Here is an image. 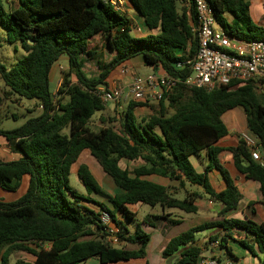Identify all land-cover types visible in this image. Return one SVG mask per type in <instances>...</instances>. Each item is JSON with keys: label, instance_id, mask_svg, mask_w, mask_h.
<instances>
[{"label": "trees", "instance_id": "trees-1", "mask_svg": "<svg viewBox=\"0 0 264 264\" xmlns=\"http://www.w3.org/2000/svg\"><path fill=\"white\" fill-rule=\"evenodd\" d=\"M179 1L127 0L151 32L138 38L132 35L133 23L127 15L104 0H15V8L8 0H0V27L6 31V42L20 44L27 53L9 70L0 62L1 78L10 94L34 101L42 111L19 128L0 127V137L20 154L11 161L0 159V190L14 193L28 178L27 191L18 201L0 200V264H10L16 252L34 258L16 264H83L91 259L100 264H118L144 259L151 235L142 226L155 228V222L166 219V215H147L136 223L131 207L159 206L163 211L177 209L195 214V203L201 197L191 193L179 199L169 188L148 181L151 175L171 181L183 178L201 187L211 201L223 205L220 216L236 211L238 188L221 165L223 149L217 146L228 133L222 117L236 108L245 111L247 129L258 139L263 160H253L241 138L230 152L238 172L259 183L264 205V101L252 85L221 87L212 92L178 86L166 93L157 106L128 103L117 127L104 125L95 130L90 125L94 116L106 109L96 91L103 87L108 90L109 74L133 58L140 57L146 66L160 67L174 78L190 75L189 65L184 69L177 65L192 60L198 49L190 22L195 10L192 4L189 19L186 10L179 11ZM208 1L217 27L248 41L264 42V27L253 22L249 0ZM95 37H101L116 56L109 64L99 60V77L89 79L83 71L82 57L98 60L97 52L88 48ZM63 56L68 62L66 83L55 99L50 89L51 72ZM143 107H150L152 114H138L136 110ZM170 109L174 110L172 114ZM86 151L112 179L114 194L108 193L86 164L77 169L85 193L72 186V168ZM203 152L207 165L199 173L191 159L200 158ZM122 160H142L145 165L123 169ZM213 170L221 173L226 183L224 191L216 192L211 185L209 173ZM104 214L110 218L108 225L102 222ZM120 216L125 222L119 220ZM131 223H135L133 231ZM217 227L221 228V237H209L208 244L218 242L230 260H237L228 242L233 239L232 230H243L247 239L239 243L251 254L255 250L262 254L264 264V223L250 218L223 219L190 228L172 238L162 256H172L183 249L177 264L196 262L202 251L197 234ZM109 237L139 247L118 248Z\"/></svg>", "mask_w": 264, "mask_h": 264}, {"label": "crops", "instance_id": "crops-1", "mask_svg": "<svg viewBox=\"0 0 264 264\" xmlns=\"http://www.w3.org/2000/svg\"><path fill=\"white\" fill-rule=\"evenodd\" d=\"M114 1L120 4V12L127 15V17L132 21L133 25L137 23V26H138L139 23L137 22L136 11L131 9L128 6L127 0H114ZM249 1L251 3L250 15H251L253 22L257 26L264 27V0H249ZM179 4H180L179 10H181L180 12L186 10L187 14L189 15V19L192 18V15L190 12V6H188L187 4L181 1H179ZM179 4H178V8H179ZM190 22H191V26H193V20L192 21L190 20ZM155 33L156 32H153L152 34H155ZM145 34L147 36L151 34V32H149L146 28ZM96 38H99V37H95L94 39H92L89 43L88 48L90 50H95L97 52V55L95 57H97L98 60H95V59L93 60V59L87 58L86 56L82 57L84 60L83 71L89 79H97L99 77L100 75V68L98 64L99 60L101 63L109 64L113 60V58L116 56V52L110 50L105 45L104 42H103L102 48H98V44L94 41ZM92 42H94L93 45H92ZM105 53H108V55L111 56V60L108 63L104 62L105 55H106ZM91 62L96 64L97 66V70H98L97 75L95 74L93 76H90L86 72V64L91 63ZM60 69L64 70V72L68 70L67 58L64 56L60 58V60L57 62V64L54 66L51 72V80L56 79V84L57 82H60L59 80H57L58 74L60 73L59 72ZM123 70H126V72H123ZM141 72L144 73V76L140 75ZM151 74L162 75L166 73L160 67L152 68V67L146 66L144 64V61L140 57H136V58H133L131 61L127 62L126 64L119 66L118 68H115L107 77L106 83L109 89L118 88V89L128 90V88L130 87V85L132 84L136 76H140L144 78ZM71 80L75 82L74 78H71ZM53 94H55V92H53ZM257 94L258 96L264 95V93H257ZM130 102L131 101H126V102L123 101L121 105H117V106H113V105L107 106L106 105L105 110L108 111L116 107L118 116H119V114L122 113L124 109L126 108V105H128V103ZM146 103L148 105L156 104V102H152V101H148ZM136 111H138V113L142 117H146L152 114L150 107L138 108ZM226 128L228 131L227 135L217 143V146L223 149V152L219 156V160H220L221 165L229 172L231 177L234 179L235 185L238 188L237 190L238 209L225 217L220 216L219 213L223 209V205L221 203L211 201L208 198V196L203 192V189L201 187L190 185L189 183L185 182L183 178L181 181H171L168 178H164V177L157 176V175L148 176L146 178L148 181L169 188L170 192H172L177 198L185 197L191 193H198L201 195V197L197 199L195 203L197 207V213L195 214H187L177 209H167L163 211L161 207L157 206L160 208L159 214L166 215V219L158 220L155 228L149 227L151 229H154L156 231L155 233H158V235L155 234V236L153 237L152 233H150L151 240L146 248V252H147L146 257L144 259H138V260H132V261H138L140 264H177L179 260L181 259L180 254L183 251V249H181L178 253L172 256H168V257H163L162 252L165 249L168 242L172 239L169 236L170 231L174 227L184 224L185 222H187L190 225V228H194V227H197L199 225H202L208 222H220L223 219L244 220L246 218H250L256 222L264 223V205L261 203L260 185L257 182L246 179L244 175L238 172L234 164L233 154L232 152H230V149L237 148L240 134L244 132L239 131L238 126L235 127L231 125V126H226ZM2 142H3L2 143L3 146L2 147L0 146L1 149L6 151L7 153L17 154V152H14L12 146L7 142L5 138L3 139ZM123 162L125 165V168L123 169H128V170H132L131 168L132 166L134 167L133 169H135L137 167H141L145 165V163L142 160H137V161L122 160L120 162V166H121V163ZM191 162L194 168L197 170V172L202 173L204 171V167L207 165V161L205 158V152L201 154L200 158H195V157L192 158ZM242 164L245 165V162ZM209 180L216 192H221L226 189V183L221 173L218 170H213L209 173ZM143 206L144 205H135L131 207V210L134 213H136V208H143ZM194 216H197V217H194ZM199 217L201 218L200 221H203V222H199L198 220ZM122 219L123 218L120 216L119 220H122ZM171 221H173V223ZM177 222H179V224H177ZM110 227L114 228V225L111 224ZM149 228H148V233L150 232ZM114 231L117 232V230L115 229ZM221 234L222 233H221L220 227L210 229V232L208 233V235L202 236V232H201L197 234L196 236L197 243L199 246H201L199 243V241H201L200 240L201 237L209 238L214 235H220L221 237ZM231 236L237 242L247 239L246 233L243 230H239V229L232 230ZM152 244L155 246V249L153 250L154 252H150V249H148L150 245L152 246ZM218 244H219L218 242H213L211 243L209 248L201 247L202 251L197 261L194 263H190V264H200L201 262L212 261L215 259H216L215 260L216 262L221 261L224 264L226 262H230L231 264H241V262L242 264H261V261L263 259V255L260 254L257 250L255 251H257L258 254L256 253L251 254L248 250H247L248 252H243L242 250H240L238 254L240 255V258H238L237 254H234L238 259L230 260L227 257L226 251L224 249L221 250L218 247ZM125 245H126L125 243L119 242L118 246H115V247L125 248V249L130 248V250H135V249H138L139 247V245H131L129 247H124ZM215 247H216V253H213L212 250ZM213 256H215L216 258L213 259L212 258ZM173 257L175 258V261L174 262L172 261L170 263V260ZM255 258H257V263L255 261ZM132 261L123 262V264L130 263Z\"/></svg>", "mask_w": 264, "mask_h": 264}, {"label": "built area", "instance_id": "built-area-1", "mask_svg": "<svg viewBox=\"0 0 264 264\" xmlns=\"http://www.w3.org/2000/svg\"><path fill=\"white\" fill-rule=\"evenodd\" d=\"M180 1L190 7L193 4L195 10L192 28L198 40V49L192 60L177 65L178 69L189 65L190 75L185 79L167 74H151L144 78L136 76L128 90L100 88L96 91L95 94L103 103L113 106L121 105L123 101L159 103L166 93L172 92L178 86L212 92L221 87L234 89L252 85L256 91L264 93V42L248 41L217 27L214 10L208 0ZM106 2L111 3L116 11H120L118 2ZM240 138L251 153L252 159L261 162L263 159L258 139L248 133L240 134ZM102 222L109 224V216L102 215ZM200 264L217 262L212 260Z\"/></svg>", "mask_w": 264, "mask_h": 264}, {"label": "rangeland", "instance_id": "rangeland-1", "mask_svg": "<svg viewBox=\"0 0 264 264\" xmlns=\"http://www.w3.org/2000/svg\"><path fill=\"white\" fill-rule=\"evenodd\" d=\"M12 8H15V0H8ZM5 8L8 10V4L5 2ZM179 9H180V4H179ZM181 11V10H179ZM137 16V22L139 23L137 26V23L133 25V31L132 35L138 38H144L146 37V28L144 25V20L143 18L136 13ZM142 30V31H140ZM98 44V48H102L103 46V39L96 38L94 40ZM95 43V45H96ZM94 42H92V45ZM26 52L21 48L20 44L17 45H10L6 42V31L0 27V62L3 64L8 70L11 69L19 60L24 58L26 56ZM105 59L104 62L108 63L111 60V56L108 55V53H105ZM60 73L58 74V79L60 82H57L56 84V79L51 80L50 82V89L52 92H55V99L58 98V91L59 89L66 83V78H65V72L64 70L60 69ZM86 72L90 75H97L98 70L97 66L94 63H87L86 64ZM141 76H144V73L141 72ZM53 79V78H52ZM260 91H257L259 93ZM261 100L264 101V95ZM159 103L152 104V106H157ZM110 104H107V106ZM140 112V111H139ZM174 112L173 109H170V114ZM42 114V111L39 107L35 105L34 101H29L26 99H21L16 95L10 94V89L4 84L1 75H0V127L3 128L4 130H13L16 128H19L23 126L29 119L38 117ZM124 114V113H123ZM139 114V113H138ZM119 116H122V113L119 114ZM118 116L117 108L114 107L113 109L110 110H105L104 112L100 114H96L91 121V126L95 129L98 130L101 126L104 125H110L113 127L118 126V121L120 120V117ZM222 121L225 126H238V130L244 133L250 134V132L247 129V123H246V114L245 111L242 108H237L235 110H231L226 112L223 117ZM67 132V131H66ZM3 137H0V146L2 147V141ZM20 154H12V153H7L3 149L0 148V159L3 161H11L14 159L19 158ZM81 164H86L91 173L94 175V177L101 183V185L108 191L110 194H114L116 189L113 184L112 179L106 175L103 170L101 169L100 165L97 163L96 160H94L91 156H89L88 152H84L83 155L80 157L78 163L73 166L72 168V173H71V184L75 188H77L81 193H85L84 187L81 185L78 179L77 175V169ZM121 167L125 168L124 162L121 163ZM132 169L134 168L133 166L131 167ZM27 182L28 178H25L24 184H22L21 188L17 190L16 192H6L4 190H0V200L4 201L5 203H14L18 201L27 191ZM98 201H102L98 197H95ZM184 197H179V199H183ZM144 212H143V210ZM160 208L155 207L151 208L149 206L144 205L143 208H136V223L140 222L143 220L146 214L150 215H160ZM197 217V216H194ZM203 218V217H202ZM199 217V222L200 221ZM121 222H125L124 219L120 220ZM111 222V221H110ZM156 221L155 223H157ZM108 225V224H107ZM170 226V225H169ZM129 227L131 231H133L135 227V223L129 224ZM144 230L148 232V226L143 225L142 226ZM150 229L149 233H152L153 237L155 234L158 235V233H155L156 231L154 229ZM190 229V225L185 222L184 224L178 225L174 227L170 233L169 236L171 238H174L175 236H178L187 230ZM210 230H207L205 232H202V236L208 235ZM111 244L113 246H118L119 242L116 240L110 239ZM159 239V238H158ZM208 237H201L199 241L201 247H206L209 248L211 243L208 244ZM131 245H125L124 247H129ZM229 248L232 250L233 254H237L238 258H240L239 251L242 250L243 252H248L247 249H245L239 242L235 241V239H229L228 242ZM212 247V246H211ZM130 249V248H128ZM150 252H154L153 250L155 249V246L152 244L150 245L149 248ZM214 251H216V247L213 248ZM219 250V249H218ZM256 254H258L257 251H255ZM253 256V255H252ZM33 261L34 258L25 252H16L11 255L10 257V264H16L18 261ZM175 261V258H171L170 263ZM255 261L257 263V258H255ZM83 264H100L96 259H91L87 261L86 263ZM123 264V263H119ZM125 264H140L138 261H132L130 263H125ZM242 264V262H241Z\"/></svg>", "mask_w": 264, "mask_h": 264}, {"label": "water", "instance_id": "water-1", "mask_svg": "<svg viewBox=\"0 0 264 264\" xmlns=\"http://www.w3.org/2000/svg\"><path fill=\"white\" fill-rule=\"evenodd\" d=\"M30 44L32 45V44H33V42H32V41H30ZM215 253H216V251H215Z\"/></svg>", "mask_w": 264, "mask_h": 264}]
</instances>
